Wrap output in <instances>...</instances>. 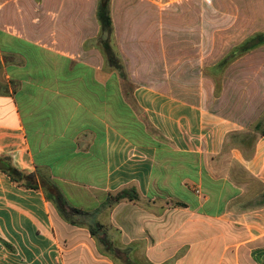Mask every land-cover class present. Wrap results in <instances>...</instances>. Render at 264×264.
Here are the masks:
<instances>
[{
    "label": "crops",
    "instance_id": "1",
    "mask_svg": "<svg viewBox=\"0 0 264 264\" xmlns=\"http://www.w3.org/2000/svg\"><path fill=\"white\" fill-rule=\"evenodd\" d=\"M98 3L0 0V264H123L103 237L151 264L184 247L197 264H261L264 98L201 70L199 0H176L190 36L172 48L167 0H109L121 86ZM50 189L82 211L66 217Z\"/></svg>",
    "mask_w": 264,
    "mask_h": 264
},
{
    "label": "rangeland",
    "instance_id": "2",
    "mask_svg": "<svg viewBox=\"0 0 264 264\" xmlns=\"http://www.w3.org/2000/svg\"><path fill=\"white\" fill-rule=\"evenodd\" d=\"M175 2L176 0H167L166 3L172 15L169 18L172 19V23L174 24L170 28L171 31L169 28L167 30L168 45L170 48H172V45L175 46L179 39H184L189 35L188 31H184L180 27L179 21L177 24L175 22L176 17L178 19L181 17L178 13L179 11L174 7L176 5ZM160 4L161 2L159 4L155 3L156 6ZM199 6L201 26L199 53L201 70L206 68V70L219 76L217 79L219 85L223 82L232 89L242 88L249 94H255L258 98H264V44L241 55H237L234 58H229V54H231L232 49L237 44L256 32L264 31V0H199ZM152 18V21H156L159 19V16L153 12ZM208 26H210V29L207 28ZM157 34V30H151L148 32L150 38L148 35L147 38L154 40L157 38ZM108 53H110L109 50ZM172 54L173 56L171 58L174 60L169 61L171 65L180 59L182 55L178 52H173ZM190 54L191 51L190 53L184 52L185 56ZM223 59H226V61ZM169 64L168 66L170 67ZM208 64L211 65L208 66ZM223 71L227 72L226 76H223ZM177 80L179 81V79L170 78L168 82L174 85ZM185 80L187 79H183L182 81ZM125 82L124 85H127ZM260 105L262 107L264 101ZM263 129L264 113L255 124L254 130L261 133ZM243 241L242 239L233 240L230 245L233 247L232 250L234 251L238 243L242 246L244 244ZM253 245L251 244L250 247H253ZM248 247L244 245L246 254L247 250H249ZM180 251L182 252L181 254L171 256L165 264H197L196 255H187L185 256L186 258H183L185 255L184 252L187 251L186 247L182 250L180 249ZM257 259L261 260V264H264V255L262 257L258 255ZM140 260L144 261L143 259ZM225 263L227 264V259H225Z\"/></svg>",
    "mask_w": 264,
    "mask_h": 264
},
{
    "label": "trees",
    "instance_id": "3",
    "mask_svg": "<svg viewBox=\"0 0 264 264\" xmlns=\"http://www.w3.org/2000/svg\"><path fill=\"white\" fill-rule=\"evenodd\" d=\"M97 16L98 19L101 23L102 30L104 33V40H103V48L105 50V54L107 56L108 64L111 66H114L120 71L121 75V83L123 87H131L133 84L129 82L126 77H124V72L122 69V62L120 61V58L115 54V52L111 49L110 46V34L112 31V21H111V15H110V10H109V0H99L98 7H97ZM261 44H264V31H259L256 32L247 38H245L242 42L237 44L231 51V54H229V58H234L237 55H241L252 48H255ZM108 50L110 53H108ZM226 61V59H223ZM223 61V62H224ZM122 69V70H121ZM126 79V80H125ZM126 81V82H125ZM124 82L127 85H124ZM131 83V85H130ZM261 133L264 134V129L261 130ZM10 175L11 177L19 182H23V184L31 187H37L39 182L42 185H47V182L45 180H42L37 177L36 174L34 173H26L15 166L11 165L10 163L6 162V164L3 167ZM48 196L53 199L59 209L62 211V213L66 216H75L76 214H79L82 210H80L77 207L69 205L68 201L66 198L62 195V193L58 190H49ZM129 196L132 198V194H128L127 189H123L118 195L115 196V198H121ZM97 226H101V224H97L96 226H91L90 230L92 234L97 233ZM101 240L104 242L105 245H107V248L109 250H114V257L119 258L120 262L123 264H151L148 263L147 261H141V258H134L130 256V248H113L112 244L109 242V240L106 237L101 238ZM165 264V263H163Z\"/></svg>",
    "mask_w": 264,
    "mask_h": 264
}]
</instances>
